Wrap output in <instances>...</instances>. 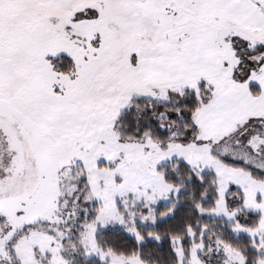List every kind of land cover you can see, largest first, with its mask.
Wrapping results in <instances>:
<instances>
[{
    "label": "snow or ice",
    "instance_id": "snow-or-ice-1",
    "mask_svg": "<svg viewBox=\"0 0 264 264\" xmlns=\"http://www.w3.org/2000/svg\"><path fill=\"white\" fill-rule=\"evenodd\" d=\"M0 264H264V0H0Z\"/></svg>",
    "mask_w": 264,
    "mask_h": 264
}]
</instances>
